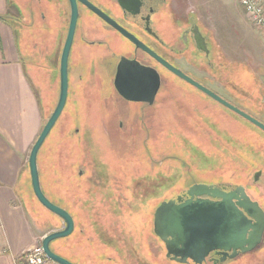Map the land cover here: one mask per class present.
I'll list each match as a JSON object with an SVG mask.
<instances>
[{
    "label": "rangeland",
    "instance_id": "obj_1",
    "mask_svg": "<svg viewBox=\"0 0 264 264\" xmlns=\"http://www.w3.org/2000/svg\"><path fill=\"white\" fill-rule=\"evenodd\" d=\"M11 1L10 19L25 67L43 91L45 124L58 101L60 57L70 10L54 51L50 31L42 34L40 10L30 7L31 0ZM173 6L178 15L194 12L213 30L222 54L220 68L194 70L195 75L264 122V32L248 20L239 0H173ZM53 27L50 25L52 33ZM86 28L81 22L76 45ZM42 37L48 47L44 55ZM75 52L72 74L87 79L84 99L79 104L68 103L38 156L44 193L77 218L74 235L53 241L51 247L75 264H194L167 255L165 243L154 232L156 208L196 183L229 188L243 184L256 199L264 196V173L258 181L253 179L256 170L264 171V132L173 76L169 77L171 87L159 93L162 103L155 108L144 110L112 94L109 115L127 116L123 123L129 128H133V119L138 124L134 136L119 138L102 131L97 126L103 112L101 94L110 90L113 67L98 60L88 68L87 55L84 58ZM105 57L114 60L113 55ZM77 64L85 68H75ZM175 101L183 104L178 106L180 110ZM72 109L79 112L81 123L70 119ZM76 127L99 130L77 135ZM255 146L257 158L252 160L247 152ZM249 160L258 165L250 166ZM29 194L25 204L37 224L44 229L64 226L58 215L39 202L31 186ZM217 264H264V243Z\"/></svg>",
    "mask_w": 264,
    "mask_h": 264
},
{
    "label": "water",
    "instance_id": "obj_2",
    "mask_svg": "<svg viewBox=\"0 0 264 264\" xmlns=\"http://www.w3.org/2000/svg\"><path fill=\"white\" fill-rule=\"evenodd\" d=\"M70 1V21L60 57L59 98L31 149L28 162L35 196L44 207L64 221L62 228L44 235L41 242L47 256L57 264H75L51 248L54 240L72 234L75 229V220L67 209L51 201L44 193L40 181L38 156L44 142L63 113L68 99L69 58L79 18L77 0ZM81 1L87 3L92 10L135 42L137 46L144 48L168 66L172 72L264 130V122L163 60L89 1ZM115 81L117 89L126 98L135 101L153 103L160 87L158 71L125 57L118 65ZM259 174L260 172L255 175L256 179ZM187 193L189 197L185 200L179 196L177 199L163 201L154 214V232L165 243L168 256L173 255V259L181 263L191 259L194 264H202L214 250L222 254L224 260L226 257L235 258L240 253L253 251L260 246L264 238V209L257 200L249 196L244 186H237L235 189L226 191L220 186L196 183L188 189Z\"/></svg>",
    "mask_w": 264,
    "mask_h": 264
},
{
    "label": "flooded vegetation",
    "instance_id": "obj_3",
    "mask_svg": "<svg viewBox=\"0 0 264 264\" xmlns=\"http://www.w3.org/2000/svg\"><path fill=\"white\" fill-rule=\"evenodd\" d=\"M87 1H89V3H91L98 9L102 10L113 20H115L119 25L124 27L130 33H132L139 41H141L150 50L155 52L163 60H165L175 68L180 69L186 75L190 76L191 78L198 81L202 85L216 92L211 87L205 85L201 81V79L195 75L194 72V70L203 72L205 71V68H211V67L220 68V66H222L220 65V59L222 58V54L217 45L213 30L202 24V22L199 20V18L194 12H191L188 15H178L174 9L173 0H87ZM77 3L79 7V18H78V25L75 34V39L71 48V53L69 58V94H68L66 106L68 105V103L70 104V102H72L73 104L81 103V101L84 99L83 91L85 90L87 83V79L86 78L83 79V76L81 74L78 76L72 74L71 56H73V52L76 51L75 53H78L80 56L82 55L84 58L85 55H87V58H89L91 63L89 64L88 68L91 69L94 67L95 64H97L98 60H100V62L102 61L103 63L107 62L108 64H110L113 67L111 68L113 72L111 74L110 90H107L105 88L106 90L103 91L101 94L100 104L103 112H101V114L97 118L99 120L98 123L99 125L97 126L101 127L100 130L102 131L105 130L108 133L114 134L119 138L127 135L134 136L136 133V129L138 128V124L135 123L133 119L130 121L131 122L130 126H132L133 128H129L128 126L126 127V125H124L123 123V120L126 119L127 116H124L123 114H115L112 116L109 115L108 101L111 100L112 94H115L116 96H118L120 99H122L127 103L138 104L144 110H146L147 107L154 106L155 108L156 107L155 105L162 103V101H159L160 100V98L158 97L159 93L162 90L168 88V86L171 87L172 85V82L170 81L169 78L170 76H173L174 78L182 81L183 83L188 84L191 87L199 90L205 96L215 101L217 104H220L223 107L231 110L230 108L221 104L220 102H218L217 100H215L214 98H212L211 96H209L208 94L197 88L196 86L192 85L188 81L184 80L183 78L172 72L168 66L160 62L150 52H148L147 50H145L140 46H137L135 42L127 38L118 29H116L114 26L109 24L98 13L92 10L87 3L81 0H77ZM30 7L37 8L40 10V14L43 22L42 34L46 36L45 34L46 30L48 32L50 31L48 33V39L53 38L51 40V42H53V47L50 45V41L48 43L51 46L50 49L53 48L54 51H56L55 50L56 41L62 38L61 37L62 36L61 33L63 29L62 25H64V23L66 22L67 10H70V14H69V21H70L71 1L70 0H31ZM84 15H86L87 17L85 19H82ZM81 22L83 24H86L87 28L86 30H82L80 34L79 44L76 45L77 37H78V28ZM50 25L54 26L53 33L51 32L52 30L50 28ZM43 37L41 39L40 51L44 55L48 47L47 45H45L44 43L45 40L43 39ZM65 39L63 43L65 42ZM105 54L113 55L114 60L113 61L108 60L105 57ZM123 57L128 58L130 60H136L143 66L148 68H153L156 71H158L160 75V87L156 93L153 103H150L148 101L130 100L126 98L117 89L115 79L117 75L118 65ZM75 68H85V67L81 64H77ZM228 68H233V67L229 66ZM94 69L96 70V68ZM73 75H74V80H72ZM106 78L107 76L105 75V79ZM103 82H106V80ZM59 94H60V89H59ZM175 102H176L175 104L177 106L176 107L177 110H180L178 106L179 105L183 106V104H181L178 101ZM229 102L232 103L231 101ZM116 104H118V102ZM66 106L64 110H66ZM231 111L237 114L233 110ZM78 115L79 112H77V110L75 109L69 111L70 119L73 121H75L74 119L77 118L79 122ZM245 120L248 121L247 119ZM248 122L251 123L250 121ZM253 125L256 126L255 124ZM256 127L259 128L258 126ZM259 129L262 130L261 128ZM96 130L99 129L93 127L91 128L76 127L74 133H76L77 135L83 132L85 134H90V133L93 134L94 132H96ZM262 131L264 132V130ZM258 172H260V174L256 179L255 175ZM263 173L264 171L262 169L256 170L253 174L254 181L255 182L258 181ZM78 174L82 175V171L80 170ZM209 185H213V184L209 183ZM215 186H219V185H215ZM238 186H244L249 196L253 200H257L264 209V204H262L260 200L256 199L255 197H253L251 193H249L250 190L249 187L243 184L241 185L239 184ZM220 187L224 188L226 191H230L232 189H235L237 186L235 188H229L227 186H220ZM187 192L188 191L177 195L174 199H177L179 196H182V200L187 199L189 197ZM74 220L76 227V219L74 218ZM74 232L75 229L72 232V234H70V236H73ZM263 243H264V238L260 245H262ZM222 256H223L222 254H218L217 251L215 250L211 251L204 263L207 262V263L217 264L220 263V261H225L229 259V257H226L223 260ZM169 257L173 259V255ZM190 261L193 262V260L189 259L188 262Z\"/></svg>",
    "mask_w": 264,
    "mask_h": 264
},
{
    "label": "crops",
    "instance_id": "obj_4",
    "mask_svg": "<svg viewBox=\"0 0 264 264\" xmlns=\"http://www.w3.org/2000/svg\"><path fill=\"white\" fill-rule=\"evenodd\" d=\"M11 7L0 0V264H22L26 249L61 228L44 229L25 204L33 189L29 156L45 117L43 91L29 77L16 27L2 18Z\"/></svg>",
    "mask_w": 264,
    "mask_h": 264
},
{
    "label": "built area",
    "instance_id": "obj_5",
    "mask_svg": "<svg viewBox=\"0 0 264 264\" xmlns=\"http://www.w3.org/2000/svg\"><path fill=\"white\" fill-rule=\"evenodd\" d=\"M248 20L264 32V0H239ZM22 264H50L52 260L45 253L42 243L26 249L20 257Z\"/></svg>",
    "mask_w": 264,
    "mask_h": 264
},
{
    "label": "trees",
    "instance_id": "obj_6",
    "mask_svg": "<svg viewBox=\"0 0 264 264\" xmlns=\"http://www.w3.org/2000/svg\"><path fill=\"white\" fill-rule=\"evenodd\" d=\"M1 18V17H0ZM3 19H5L6 21H8V22H10V23H12V20L10 19V13L8 12V14H6L5 16H3L2 17ZM256 147V146H255ZM256 151H258V148L256 147L255 149L254 148H250V149H248V152L247 153H249V155H251V159L252 160H254V159H256L257 157L254 155V152H256ZM237 152H241V150H239V151H237ZM250 162L248 163L250 166L252 165V166H254V165H258L257 163H255V162H253V161H251V160H249ZM249 166V167H250ZM258 199L260 200V202L262 203V204H264V196H262V197H258ZM73 216H74V218L77 220V218H76V215H74L73 214ZM71 236L69 235L68 237H65V238H70ZM55 241V240H54ZM52 244V243H51ZM52 248V247H51ZM52 250H54L53 248H52ZM55 251V250H54ZM56 252V251H55ZM63 256V255H62ZM65 257V256H64Z\"/></svg>",
    "mask_w": 264,
    "mask_h": 264
}]
</instances>
